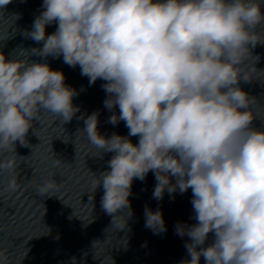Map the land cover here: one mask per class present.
Listing matches in <instances>:
<instances>
[{
  "label": "clouds",
  "instance_id": "clouds-1",
  "mask_svg": "<svg viewBox=\"0 0 264 264\" xmlns=\"http://www.w3.org/2000/svg\"><path fill=\"white\" fill-rule=\"evenodd\" d=\"M10 3L0 0V9ZM41 8L22 33L41 47L15 59L0 51V175L7 178L0 194L19 188L17 169L28 157L18 156L16 142L29 146L40 113L66 124L80 112L73 100L83 87L67 85L47 62L62 57L89 86L103 81L106 122L128 129L108 136L98 131V111L76 117L84 121L77 133L101 158L112 153L108 169L91 179L94 192L103 187L110 228L128 229L133 181L151 172L157 201L192 192L195 223L174 226L188 238L189 258L178 264H201V257L204 264H264V119L253 107L257 98L240 87L253 80L246 67L252 49L264 44L259 0H43ZM32 183L40 197L59 191L51 176ZM144 218L154 235L167 231L159 207L145 206ZM0 264H9L4 249Z\"/></svg>",
  "mask_w": 264,
  "mask_h": 264
},
{
  "label": "water",
  "instance_id": "water-1",
  "mask_svg": "<svg viewBox=\"0 0 264 264\" xmlns=\"http://www.w3.org/2000/svg\"><path fill=\"white\" fill-rule=\"evenodd\" d=\"M42 2L12 0L0 9V51L8 59L17 58L21 49L41 47L22 33L31 28L43 10ZM259 2L264 11V0ZM14 14L20 18L16 19ZM56 27V24L47 26L46 33L51 34ZM28 59L41 60L38 56ZM47 62L52 69L63 71L67 85L78 91L83 87L84 91L73 100L80 112L71 122L63 124L41 112L39 122H34L26 136L29 146L16 142L18 156L28 157L20 159L17 169L19 188L0 194V249L5 250L9 264H178L189 258L184 247L188 238L177 236L174 226L177 222L195 223L190 219L191 189L183 195L175 193L174 199L165 193L163 200L157 201L152 198L156 181L151 172L145 181H133L129 196L133 215L128 220V229L118 232L110 228L112 218L100 206L103 187L94 192L91 179L94 173L99 175L108 169L112 153L101 158L86 136L77 133L84 127V121L76 117L98 111V131L108 136L113 132L127 135L128 129L123 121L117 126L106 122L111 113L103 106L106 95L101 88L103 81L89 86L88 78L80 75L79 66L69 67L62 57H48ZM246 67L254 70L253 80L241 82L240 87L257 98L259 103L253 107L264 119V44L252 49ZM254 124L260 127L261 121L255 120ZM130 139L137 142V137ZM56 159L61 161L60 167L53 166ZM49 176L58 181L59 191L51 197H40L32 182L40 183ZM6 182L7 178L0 175V190ZM145 206L152 210L160 208L167 227L165 233L154 235L144 227Z\"/></svg>",
  "mask_w": 264,
  "mask_h": 264
}]
</instances>
